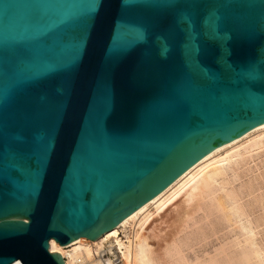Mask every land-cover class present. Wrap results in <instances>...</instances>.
<instances>
[{"label": "water", "instance_id": "water-1", "mask_svg": "<svg viewBox=\"0 0 264 264\" xmlns=\"http://www.w3.org/2000/svg\"><path fill=\"white\" fill-rule=\"evenodd\" d=\"M263 123L264 0H0V264H64Z\"/></svg>", "mask_w": 264, "mask_h": 264}, {"label": "rangeland", "instance_id": "rangeland-1", "mask_svg": "<svg viewBox=\"0 0 264 264\" xmlns=\"http://www.w3.org/2000/svg\"><path fill=\"white\" fill-rule=\"evenodd\" d=\"M246 158L187 190L177 217L168 211L140 229L133 264H264V149Z\"/></svg>", "mask_w": 264, "mask_h": 264}, {"label": "bare ground", "instance_id": "bare-ground-1", "mask_svg": "<svg viewBox=\"0 0 264 264\" xmlns=\"http://www.w3.org/2000/svg\"><path fill=\"white\" fill-rule=\"evenodd\" d=\"M260 149H264V123L207 152L179 173L163 189L118 221L113 227L102 232L95 239L91 240L87 237L79 236L78 240L60 246L54 238H51L49 240V252L60 254L64 264H105V261L107 264H110V257L106 258V260L101 257L102 250L110 255L120 257V264H133V245L140 229L150 225L157 216L175 210L176 204L184 196V193L192 189L193 186L197 187L203 184L207 175L214 177L222 174L220 169L225 164L233 163L232 165L236 164L237 166L245 164L247 160L246 156ZM217 167L220 168L218 173L215 171L211 175L212 170H215ZM259 198H257L258 201L261 200ZM175 214L177 217L176 212ZM128 225H132L134 230L133 232L131 231L132 235L128 234L127 238L123 240L119 235V230Z\"/></svg>", "mask_w": 264, "mask_h": 264}, {"label": "built area", "instance_id": "built-area-1", "mask_svg": "<svg viewBox=\"0 0 264 264\" xmlns=\"http://www.w3.org/2000/svg\"><path fill=\"white\" fill-rule=\"evenodd\" d=\"M101 257L103 259H105V260H106V258H109L110 257V260H111L110 264H120L121 263L120 257L118 258L115 255H110L109 253H107V252H105L103 250H102V253H101ZM105 264H107L106 261H105Z\"/></svg>", "mask_w": 264, "mask_h": 264}]
</instances>
